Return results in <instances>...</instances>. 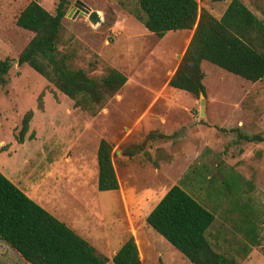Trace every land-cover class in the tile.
I'll return each mask as SVG.
<instances>
[{
  "label": "rangeland",
  "instance_id": "obj_1",
  "mask_svg": "<svg viewBox=\"0 0 264 264\" xmlns=\"http://www.w3.org/2000/svg\"><path fill=\"white\" fill-rule=\"evenodd\" d=\"M29 1L0 0V61L10 66L0 85V173L50 211L59 207L65 213L82 183L96 191L95 151L104 140L111 148L116 194L124 201L122 211L113 213V240L95 244L105 264L126 239L122 228L128 223L142 264H179L160 242L159 251L147 248V256L140 243L144 216L173 185L213 216L206 239L214 251L237 264H264V142L246 140L264 136V78L253 84L201 62L200 116L199 97L167 87L189 32L156 37L134 19L136 0H78L98 13L100 21L92 26L75 13V0H68L57 44L68 66L94 79L112 68L126 79L90 114L27 65L16 64L31 34L14 20ZM35 1L53 14L58 0ZM195 1L198 10L218 19L230 0ZM239 1L264 21V0ZM26 113L28 129L18 143ZM96 193L90 199L104 207L109 198ZM0 264L24 263L0 241Z\"/></svg>",
  "mask_w": 264,
  "mask_h": 264
},
{
  "label": "trees",
  "instance_id": "obj_2",
  "mask_svg": "<svg viewBox=\"0 0 264 264\" xmlns=\"http://www.w3.org/2000/svg\"><path fill=\"white\" fill-rule=\"evenodd\" d=\"M68 0H58L53 14L30 0L17 14L14 24L31 34L16 57L18 66L27 65L49 82L73 106L94 114L104 101L125 83L124 75L107 68L98 78L68 66V56L58 51L61 20ZM133 17L145 30L161 38L168 31L191 30L188 44L167 82V87L192 97L204 95L200 69L207 62L245 81L264 78V21L252 14L239 0H230L215 19L198 10L195 0H136ZM0 61V85L9 69ZM30 113L21 119L15 137L18 143L28 129ZM248 142H264L257 134ZM110 146L99 140L96 157V189H117L110 161ZM145 225L161 236L189 264H237L229 256L214 251L206 239L213 216L179 186H171L147 214ZM0 241L24 264H105L83 239L62 222L30 200L0 173ZM111 264H139L136 246L128 238L111 257Z\"/></svg>",
  "mask_w": 264,
  "mask_h": 264
},
{
  "label": "crops",
  "instance_id": "obj_3",
  "mask_svg": "<svg viewBox=\"0 0 264 264\" xmlns=\"http://www.w3.org/2000/svg\"><path fill=\"white\" fill-rule=\"evenodd\" d=\"M186 31H187V33L189 32V34L186 35V37H188V40H187V43H188L192 31L191 30H186ZM183 41H185V37H184ZM110 161H111V159H110ZM95 164H96V157H95ZM95 175H96V173H95ZM114 175H115V173H114ZM115 178H116V176H115ZM9 179L12 181L13 184H15L11 178H9ZM82 185L83 186L78 190L79 191L78 197L77 198L72 197L71 202H69V200L66 201V206L68 207V211H66V212H68V214H70L68 218H67L68 215L65 216L66 212L64 213L63 210L60 209L59 207L55 208V209L50 208L52 210V211H50L48 207H46L44 204L40 203L37 200L36 196L33 193H28L26 191H23L21 188H18V187L17 188L21 192H23L34 203L39 204L40 207L43 210H45L49 215L54 217L56 220L62 222L74 234H76L78 237H80L86 243H88L95 251L96 250L95 244H97L98 241H100L101 243H103V242L107 243V242L113 240V237L115 234L114 224H113L114 223L113 213L116 212L119 207L121 208V211H122V209H123L122 205H123L124 201H122L121 197L117 196L116 189L111 190V191H97V189H96L97 192H100L103 195H105L107 198H109L108 199L109 201L106 203V205L104 207L103 206L100 207L99 203H95V200L90 199L91 196H95L97 194L96 191L94 189H92V190L87 189L86 187H84L83 183H82ZM164 193L160 196V198L164 195ZM160 198L156 201V203L153 205V207L158 203ZM116 199L119 202V206H118V203H116ZM153 207L149 209L147 214L153 209ZM147 214L144 216V218H143L144 220H145ZM122 215H123V213H122ZM93 218L97 222L96 221H95V223L91 222L93 220ZM144 220H143L142 224H144L145 231H144V235L141 236V238H140V243L143 246L144 253L146 252V256H147V248L153 247L155 251H159V248L157 246V242H160L164 246V248L167 249V251L169 250L173 253V257L175 258V260L179 264H181V263L189 264V262L180 253L177 254V252H174L176 250L171 245H169L161 236H160L161 238H159L158 236L153 235L152 234L153 232L151 233L150 232L151 230H149V228L145 225ZM107 226H108V230L106 228ZM123 229H124L123 234L126 236V239L120 243L118 248L112 253V256L120 248V246L128 238L131 237V236H129V234H131L133 236L132 232L130 231L129 223L125 224V226L122 228V230ZM147 233L152 235V237L149 238V235H147ZM208 243H209V241H208ZM136 250H137V248H136ZM156 255H158L160 257L159 253H157ZM248 255L246 257H248ZM137 256H138L139 264H142V261L139 258L138 251H137ZM160 259H161V257H160ZM110 260H111V258H110Z\"/></svg>",
  "mask_w": 264,
  "mask_h": 264
},
{
  "label": "water",
  "instance_id": "obj_4",
  "mask_svg": "<svg viewBox=\"0 0 264 264\" xmlns=\"http://www.w3.org/2000/svg\"><path fill=\"white\" fill-rule=\"evenodd\" d=\"M73 7L75 8V13H79V14H83L86 16V19L87 21L92 25H96L99 23L100 21V18H99V15L97 12L95 11H89V9L83 5L80 1L78 0H75L74 1V4H73ZM198 97H199V114L200 116H202L203 114V109H202V106H203V96L201 93L198 94Z\"/></svg>",
  "mask_w": 264,
  "mask_h": 264
},
{
  "label": "bare ground",
  "instance_id": "obj_5",
  "mask_svg": "<svg viewBox=\"0 0 264 264\" xmlns=\"http://www.w3.org/2000/svg\"><path fill=\"white\" fill-rule=\"evenodd\" d=\"M80 15H82V14H80Z\"/></svg>",
  "mask_w": 264,
  "mask_h": 264
}]
</instances>
